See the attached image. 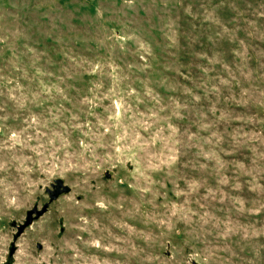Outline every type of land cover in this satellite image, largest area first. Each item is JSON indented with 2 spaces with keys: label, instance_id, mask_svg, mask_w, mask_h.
I'll list each match as a JSON object with an SVG mask.
<instances>
[{
  "label": "rangeland",
  "instance_id": "rangeland-1",
  "mask_svg": "<svg viewBox=\"0 0 264 264\" xmlns=\"http://www.w3.org/2000/svg\"><path fill=\"white\" fill-rule=\"evenodd\" d=\"M234 6L0 0V264H264V0Z\"/></svg>",
  "mask_w": 264,
  "mask_h": 264
},
{
  "label": "water",
  "instance_id": "water-1",
  "mask_svg": "<svg viewBox=\"0 0 264 264\" xmlns=\"http://www.w3.org/2000/svg\"><path fill=\"white\" fill-rule=\"evenodd\" d=\"M105 175L108 176L107 172L105 173ZM68 189L69 188L66 185L62 184L61 180L56 179L52 184V189L47 191L48 202H51L52 200L57 198L59 194L67 192ZM48 202L44 203L40 209H36L35 207H33L31 210H28L26 212L25 220L18 227L17 232H20L24 226L28 225L32 221V217L37 218L39 215H41L45 211ZM32 214H34V216H32ZM37 247H39V244H37Z\"/></svg>",
  "mask_w": 264,
  "mask_h": 264
},
{
  "label": "trees",
  "instance_id": "trees-1",
  "mask_svg": "<svg viewBox=\"0 0 264 264\" xmlns=\"http://www.w3.org/2000/svg\"><path fill=\"white\" fill-rule=\"evenodd\" d=\"M229 1H231V2H233V3L235 4V6H234L235 10L238 9V13L236 12V14L234 13V14H232V16H231V14H230V17H233V19H236V20H239V21H240V20H243V19H251V20H253L252 18H250L251 12H249L248 9H246V8H242V7H238V2H240V1H242V0H229ZM262 14H264V12H260L259 14H256V15L254 16V17H256L255 19L258 20L257 15H262ZM226 15L229 16V14H226ZM186 17H189V16H186ZM231 42H233V40H231L230 43H231ZM157 53H158V52L156 51V52H155V56H153V57H156V60H158V59H157V56H158ZM178 60H179V61H182L183 58H180V59H178Z\"/></svg>",
  "mask_w": 264,
  "mask_h": 264
}]
</instances>
